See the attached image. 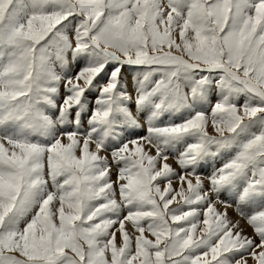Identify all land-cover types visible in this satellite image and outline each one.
I'll list each match as a JSON object with an SVG mask.
<instances>
[{"label":"snow or ice","instance_id":"1","mask_svg":"<svg viewBox=\"0 0 264 264\" xmlns=\"http://www.w3.org/2000/svg\"><path fill=\"white\" fill-rule=\"evenodd\" d=\"M0 264H264V0H0Z\"/></svg>","mask_w":264,"mask_h":264},{"label":"rangeland","instance_id":"2","mask_svg":"<svg viewBox=\"0 0 264 264\" xmlns=\"http://www.w3.org/2000/svg\"><path fill=\"white\" fill-rule=\"evenodd\" d=\"M141 134H143V133H141ZM169 162L172 163L173 167H176L177 170H179L178 165L175 163L174 160H170ZM113 179H115V176H113ZM231 213H232V215H234V216L236 215L234 212H231ZM248 231L250 232L251 230L248 229Z\"/></svg>","mask_w":264,"mask_h":264},{"label":"bare ground","instance_id":"3","mask_svg":"<svg viewBox=\"0 0 264 264\" xmlns=\"http://www.w3.org/2000/svg\"><path fill=\"white\" fill-rule=\"evenodd\" d=\"M232 215V213H230ZM234 216V215H233ZM235 217V216H234Z\"/></svg>","mask_w":264,"mask_h":264}]
</instances>
